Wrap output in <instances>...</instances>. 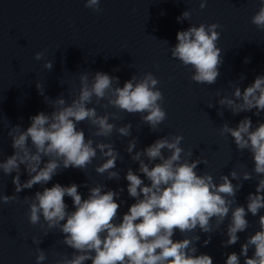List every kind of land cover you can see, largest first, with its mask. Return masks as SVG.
<instances>
[{
	"label": "clouds",
	"instance_id": "obj_1",
	"mask_svg": "<svg viewBox=\"0 0 264 264\" xmlns=\"http://www.w3.org/2000/svg\"><path fill=\"white\" fill-rule=\"evenodd\" d=\"M206 3L207 0H200L201 10ZM85 7L99 12L100 0H85ZM190 16L191 12L186 10L177 17V22L188 20ZM251 23L264 30V0H260V7L251 17ZM221 28L219 23L191 25L187 30L177 32V43L170 47L173 58L186 67L191 66L194 70L191 80L198 84L213 85L220 76L224 54L217 46L221 35L217 29ZM44 55L43 51L37 52L34 59L39 61ZM250 60L247 57L244 62L249 63ZM43 67L51 71L52 61H45ZM243 79L242 74L240 80ZM79 80V93L70 103L60 95L53 99L51 113L41 111L31 116L30 126L26 129L20 125L11 127L8 136L14 152L0 160L3 174L15 173L12 179L15 193L32 189L35 185L42 186V191L25 197L24 203L28 204L30 224H39L45 230V235L50 229H59L63 235L62 243L73 250L70 258L61 256L55 264H86L89 261L91 264H213L210 255H197L199 235L180 240L173 237L177 231L184 234L197 229L209 234L213 219L219 227L230 213L227 239L221 242V246L227 248L239 241L238 233L245 232L249 226L247 215L258 216L264 209V122L257 120L253 127L251 117L245 116L235 127H230L225 121L219 129L221 136H231L238 151L247 150L251 154L254 163L252 172L260 177L255 192L246 197V208L236 200L242 184L232 181L240 178L238 173L231 170L228 175L222 174L219 183L209 173L198 174V165L206 163V160L189 161L185 158L193 153H185L180 146L183 135L163 136L142 150H136L135 137L129 139L125 151L139 167L137 172L129 167L125 179L128 182V195L135 202L117 223L123 203L117 200L123 188L105 190L106 185L102 184L89 188L88 184L76 183L68 186L55 183L50 188L44 185L63 170L74 168L83 171L98 152L104 162L96 166L95 171L98 174L107 173L109 180L119 179L120 173L114 171L120 158L118 150L112 143L86 138L84 130L78 125L88 121L94 128L91 135L105 138L114 131L121 137H129L132 125L127 123L117 127L109 122L110 118L120 119L117 112L100 115L95 107L88 105L95 98L97 104L101 100L107 101L102 107L112 106L129 114L140 113L142 122L153 132L167 118L161 106L163 93L157 87L158 79L151 72L141 75L139 79L133 75L124 82L123 87L119 86V77L101 71L93 74L91 83L88 73H82ZM36 88L43 96L42 85L37 83ZM218 104L233 115L255 110L253 114L261 116L264 113V75L256 76L254 82L243 90L235 86L232 96L220 98ZM165 150L170 154L166 156ZM21 165L29 177L23 182ZM242 178L248 181L252 173L245 171ZM81 186L88 188L87 198H83L79 192ZM65 197L71 198L74 211L68 210ZM17 199L16 194L0 195V203L4 204ZM233 204H236L234 208ZM258 223L259 230L246 238L239 254H227L225 264H241V257L243 264H264V215H259ZM32 240L37 243L36 237ZM210 241L209 235L203 241V246ZM250 248L253 249L251 257L248 255ZM46 259L44 250L37 248L36 264H42Z\"/></svg>",
	"mask_w": 264,
	"mask_h": 264
}]
</instances>
